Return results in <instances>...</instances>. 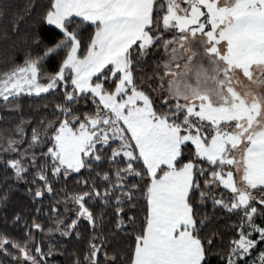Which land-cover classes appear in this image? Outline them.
Returning a JSON list of instances; mask_svg holds the SVG:
<instances>
[{"label": "snow or ice", "instance_id": "snow-or-ice-1", "mask_svg": "<svg viewBox=\"0 0 264 264\" xmlns=\"http://www.w3.org/2000/svg\"><path fill=\"white\" fill-rule=\"evenodd\" d=\"M0 45V99L59 96L0 137L5 173L34 170V203L65 182L0 264H49L37 237L81 222L72 264H264V0H0Z\"/></svg>", "mask_w": 264, "mask_h": 264}, {"label": "trees", "instance_id": "trees-1", "mask_svg": "<svg viewBox=\"0 0 264 264\" xmlns=\"http://www.w3.org/2000/svg\"><path fill=\"white\" fill-rule=\"evenodd\" d=\"M6 23V22H5ZM92 31V29H88ZM87 35V33H85ZM54 64V62H53ZM53 65H49V70H52ZM6 65L3 62V46L0 45V71H4ZM43 98L22 96L18 101H14L11 104H6L2 99H0V137L5 134H11L17 124L23 119L25 122L31 121V125L26 128L27 136L31 134V127L36 126V122L45 117L51 118L52 116V104L59 99V96L44 95ZM48 104L49 107L45 109L43 105ZM2 143V140H0ZM5 154L0 152V194L5 192L8 193L9 199L6 203L0 201V233H6L9 236L19 239L24 234V220H27L29 225L31 224L33 218L40 222L45 229L51 226V220L47 215L49 210V205L55 203L56 200H62L61 189L65 188V182L61 181L56 184L55 191L57 195L46 194L40 203H34L32 197L28 194V189L34 187L30 182L33 178V171L30 170L26 181H17L15 179L14 173L9 171L5 173L2 160ZM83 171V170H82ZM87 176V173H84ZM80 179L79 174H73L72 178L67 181V190L77 191L76 180ZM63 207V204L60 205ZM36 208H43V212L37 213ZM201 215H208L213 217L211 201L204 207L199 209ZM16 214H20L23 220L20 222L19 226L14 225L13 219ZM67 215V214H65ZM234 219V218H231ZM230 218L225 216L223 212H216L213 217L212 224L209 227L211 229H218L223 233V242L217 243L216 247H223L228 243V240L232 237V233L229 230ZM80 229L85 237L84 242H78L73 238H65L60 236L59 233L50 236L49 234H40L37 239L47 249V246L55 245L58 251L51 257H48L49 264H72L74 259L73 253H81L86 247L87 231L84 227V222H81ZM122 244L125 242L122 240ZM0 259H4L0 255ZM210 264H217V258L213 257Z\"/></svg>", "mask_w": 264, "mask_h": 264}, {"label": "rangeland", "instance_id": "rangeland-1", "mask_svg": "<svg viewBox=\"0 0 264 264\" xmlns=\"http://www.w3.org/2000/svg\"><path fill=\"white\" fill-rule=\"evenodd\" d=\"M259 222V221H258ZM260 247L264 248V245H261Z\"/></svg>", "mask_w": 264, "mask_h": 264}]
</instances>
